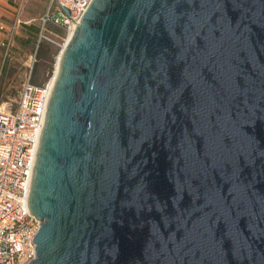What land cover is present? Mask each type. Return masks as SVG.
<instances>
[{"label": "water", "instance_id": "1", "mask_svg": "<svg viewBox=\"0 0 264 264\" xmlns=\"http://www.w3.org/2000/svg\"><path fill=\"white\" fill-rule=\"evenodd\" d=\"M28 207V264H264V0H92Z\"/></svg>", "mask_w": 264, "mask_h": 264}, {"label": "built area", "instance_id": "2", "mask_svg": "<svg viewBox=\"0 0 264 264\" xmlns=\"http://www.w3.org/2000/svg\"><path fill=\"white\" fill-rule=\"evenodd\" d=\"M91 1L49 0L38 17V43L59 44L57 38L74 31ZM19 25V18L11 24L0 22V78ZM52 84L51 79L34 83L30 71L16 105L8 101L0 104V264H28L36 255L33 239L40 220L30 213L28 197Z\"/></svg>", "mask_w": 264, "mask_h": 264}, {"label": "rangeland", "instance_id": "3", "mask_svg": "<svg viewBox=\"0 0 264 264\" xmlns=\"http://www.w3.org/2000/svg\"><path fill=\"white\" fill-rule=\"evenodd\" d=\"M49 0H45L46 5ZM29 0H0V22L5 24L13 23L14 19H20V25L14 37L13 45L10 48V55L4 61L0 78V104L3 101L12 102L13 107L26 76L31 71V80L34 83H43L53 76L55 63L65 42L66 35L57 38L59 44L46 40L38 43V31L34 32L26 25L38 26V16L29 23H23L26 17L34 12H28ZM43 11L41 13H43ZM48 28L59 31L53 25Z\"/></svg>", "mask_w": 264, "mask_h": 264}, {"label": "crops", "instance_id": "4", "mask_svg": "<svg viewBox=\"0 0 264 264\" xmlns=\"http://www.w3.org/2000/svg\"><path fill=\"white\" fill-rule=\"evenodd\" d=\"M45 4H46L45 0H29L27 5L29 10L28 12H34V13L26 17L25 20H23V23H29L36 16L40 15L44 9Z\"/></svg>", "mask_w": 264, "mask_h": 264}, {"label": "bare ground", "instance_id": "5", "mask_svg": "<svg viewBox=\"0 0 264 264\" xmlns=\"http://www.w3.org/2000/svg\"><path fill=\"white\" fill-rule=\"evenodd\" d=\"M71 34H72V33H70V34L67 35V37H66V39H65V42H64L63 45H62V49H61V51L63 50L64 45H65V44L67 43V41L69 40ZM61 51H60V53L58 54V57H57V60H56V63H55V67H54L53 76L51 77V81H52V83H53V81H54V79H55V77H56V75H57L58 65H59L60 56H61Z\"/></svg>", "mask_w": 264, "mask_h": 264}, {"label": "trees", "instance_id": "6", "mask_svg": "<svg viewBox=\"0 0 264 264\" xmlns=\"http://www.w3.org/2000/svg\"><path fill=\"white\" fill-rule=\"evenodd\" d=\"M26 27L32 29L34 32L39 30L38 26H35L34 24H28Z\"/></svg>", "mask_w": 264, "mask_h": 264}]
</instances>
